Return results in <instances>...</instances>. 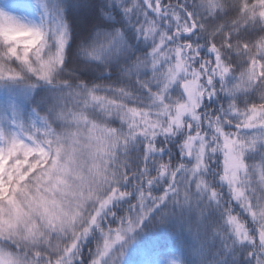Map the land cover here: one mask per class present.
<instances>
[{"label":"snow or ice","instance_id":"obj_1","mask_svg":"<svg viewBox=\"0 0 264 264\" xmlns=\"http://www.w3.org/2000/svg\"><path fill=\"white\" fill-rule=\"evenodd\" d=\"M0 264H264V0H0Z\"/></svg>","mask_w":264,"mask_h":264}]
</instances>
